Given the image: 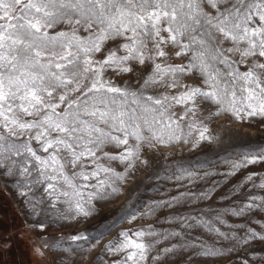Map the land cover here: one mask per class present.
<instances>
[{
	"label": "snow or ice",
	"instance_id": "obj_1",
	"mask_svg": "<svg viewBox=\"0 0 264 264\" xmlns=\"http://www.w3.org/2000/svg\"><path fill=\"white\" fill-rule=\"evenodd\" d=\"M118 38L126 41L119 45L125 55L111 49L103 60L94 59L106 41ZM165 46L179 49L174 55L187 56V62H156L168 60ZM129 61L152 63L138 88L105 79L108 69L133 71ZM186 75L198 76L204 87L181 83ZM158 86L180 91L149 94ZM198 98L215 109L199 117L203 109ZM175 106L183 107L179 116ZM221 114L236 121L264 120V0H0V175L23 177L17 187L44 185L53 207L62 201L68 213L92 216L94 201L122 193L121 185L137 161L148 164L144 149L160 154L161 146L190 144L196 149L205 142L219 143L206 121ZM107 146L122 151H104ZM113 161L124 165V171L111 167ZM223 162L229 168L224 175H234L264 162V147L238 150ZM203 167L177 166L166 179L175 180L177 188L185 186V179L191 185L213 174L198 175L195 169ZM254 175L245 179L252 181ZM218 186L213 181L198 193L186 190L168 200L151 201L139 215L207 200ZM253 187L264 189V179ZM253 208L264 210V197H250L247 204L229 211L242 216ZM121 211L127 218V209ZM168 219L176 221L180 231L157 233L151 226L131 235L130 230L121 231L119 243L114 238L105 246L109 253L124 254L113 264L145 261L160 243H146V236L166 241L178 237L180 243L163 248L164 254L197 249V255L211 258L232 251L192 235L199 228L230 238L217 227L225 223L219 214L202 209ZM100 227L95 236L86 230L68 237L73 244L64 251L86 253L85 245L110 231L108 225ZM247 232L245 239L264 240L251 228ZM231 238L241 241L235 233ZM48 247L59 248V241ZM36 252L43 255L40 249ZM159 259L152 257L154 264Z\"/></svg>",
	"mask_w": 264,
	"mask_h": 264
},
{
	"label": "rangeland",
	"instance_id": "obj_2",
	"mask_svg": "<svg viewBox=\"0 0 264 264\" xmlns=\"http://www.w3.org/2000/svg\"><path fill=\"white\" fill-rule=\"evenodd\" d=\"M125 42L123 38L106 41L101 52L94 55V59L103 60L111 49H116L119 56L125 55V50L119 47ZM165 50L169 53L168 60L157 58L156 62L171 64L187 62V56L174 55L179 49L165 46ZM128 66L133 71L118 73L108 69L105 72V79H110L113 84L120 87L138 88L152 71L151 61H147L145 65L129 61ZM241 67L243 69V66ZM181 83L204 87L201 79L194 75L182 77ZM165 91L175 95L180 89H165L158 86L148 90L149 94ZM197 103L203 109L198 113L199 117L207 116L209 110L215 109L214 105L204 103L199 98ZM173 111L179 116L183 112V107L175 106ZM206 123L210 134L219 136V143L205 142L196 149H191L190 144L161 146L160 154L144 149L143 158L147 159L148 164L143 165L137 161L135 171H130L121 185L122 193L106 201H94L96 211L88 218L68 213V206L62 201L57 202L53 207L51 199L43 191L44 185H30L31 190H29V187L16 186L17 181L24 182L23 177L0 175V264H61V261L64 264H113V261L123 259L124 254L109 253L105 250V246L114 238L115 242L119 243L123 239L119 236L121 231L130 230L131 235L137 230L149 231L148 226L157 233L180 231V225L174 220H169L168 217L197 214L202 209L209 210L210 215L219 214L223 218L225 223H217V227L230 238H217L199 228L192 230V235L201 236L218 248L232 249V251L211 258L197 255V249L164 254L162 249L180 243L179 238L173 237L166 241L162 236H146L144 238L146 243H152L155 239H160V243L155 245L148 258L141 264H154L152 260L154 256L160 257L155 264H244L245 261L247 264H264V240L245 239L249 228L264 235V210L253 208L242 216H234L229 211L247 204L250 197H264V189L253 187V183L259 185L264 179V162L247 165L231 176L224 175L229 168L223 162L225 157L238 150L264 147V120L253 118L250 121H236L229 115L221 114L210 118ZM104 151L115 154L122 149L107 146ZM165 153L167 156L164 155ZM218 160L221 162L217 163ZM101 163L109 162L101 160ZM199 164H204L205 167L195 169L198 175H203L205 171H211L213 174L202 180L198 179L191 185L187 184L185 179L182 182L185 186L181 188H177L175 180L166 179V176L171 175L177 166L193 168ZM110 166L118 172L124 171V165L119 162L113 161ZM250 173L255 174L252 181L245 179ZM213 181H217L219 186L207 200L163 208L155 215L143 218L139 215L145 211L151 201L168 200L178 192L186 190L198 193L210 188ZM20 192H25L27 195H20ZM34 204L36 208L33 211ZM122 207L127 209V218H123L125 213L121 211ZM131 216H136V219H131ZM102 225L110 226V231L99 239L93 238L90 244L85 245L86 253L76 252L74 249L70 253L64 251L73 244L67 239L68 237L86 230L90 235L95 236L96 232L101 231ZM232 233L240 237L241 241L231 238ZM61 237L65 239L60 240ZM58 241L59 248H45L46 244L54 245ZM36 249H40L43 255L37 254Z\"/></svg>",
	"mask_w": 264,
	"mask_h": 264
}]
</instances>
